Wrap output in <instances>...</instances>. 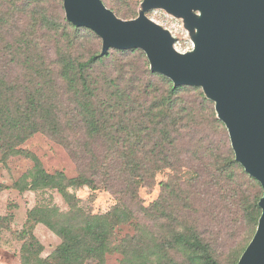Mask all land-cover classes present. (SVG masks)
Wrapping results in <instances>:
<instances>
[{
  "label": "trees",
  "instance_id": "obj_1",
  "mask_svg": "<svg viewBox=\"0 0 264 264\" xmlns=\"http://www.w3.org/2000/svg\"><path fill=\"white\" fill-rule=\"evenodd\" d=\"M100 1L123 21L145 9L143 0H124L128 11ZM36 134L65 150L75 177L46 172L22 149ZM0 154L34 163L14 187L56 191L68 208L28 211L20 264H106L113 254L117 264H219L215 248L248 231L232 246L228 263L237 264L261 216L263 189L237 162L202 88L152 71L139 48L103 53L93 31L66 19L63 0H0ZM163 172L159 196L144 206L139 189ZM82 187L110 192L114 205L93 214L70 191ZM37 224L60 241L46 257ZM124 225L136 232L118 239ZM155 238L163 242L152 248Z\"/></svg>",
  "mask_w": 264,
  "mask_h": 264
},
{
  "label": "water",
  "instance_id": "obj_2",
  "mask_svg": "<svg viewBox=\"0 0 264 264\" xmlns=\"http://www.w3.org/2000/svg\"><path fill=\"white\" fill-rule=\"evenodd\" d=\"M183 16L200 9L193 51L179 53L171 34L140 14L123 21L100 0H63L66 19L110 48L143 50L152 71L175 85L201 87L215 103L237 162L262 189L256 232L237 264H264V0H143Z\"/></svg>",
  "mask_w": 264,
  "mask_h": 264
},
{
  "label": "rangeland",
  "instance_id": "obj_3",
  "mask_svg": "<svg viewBox=\"0 0 264 264\" xmlns=\"http://www.w3.org/2000/svg\"><path fill=\"white\" fill-rule=\"evenodd\" d=\"M106 3L113 2L123 8V11L130 8L124 0H104ZM57 3L53 2V5ZM128 5V6H127ZM143 14L150 21L167 30L176 40V50L180 53L193 51L200 33V21L202 13L200 9H190L189 16L176 13L164 6L144 7L140 4L136 8V16ZM22 149L35 155L41 162L43 169L48 173L62 172L68 178L76 176V167L70 160L65 150L58 144L52 142L41 134H36L28 139ZM33 162L22 156L10 157L6 162L1 160L0 154V264H20V247L22 242L19 233L25 226L27 213L36 206H54L60 212L68 210L62 197L56 191H20L14 187L21 177L33 167ZM167 172L157 174L152 184L141 187L138 191L139 198L144 206L154 202L160 193V183L166 181ZM80 204L93 214L107 212L115 203L114 196L104 190L92 191L86 187L70 190ZM31 230L36 239L43 246L42 257L49 255L59 244V239L46 227L41 224L34 225ZM135 228L124 225L117 229V238L122 239L126 235L134 234ZM148 234L154 232L153 229L147 231ZM146 234V235H148ZM249 239V232L246 231L235 242L229 241L215 248L216 259L219 264H229L232 246L242 247ZM156 241L150 243L152 248L159 246L163 239L155 238ZM149 244V241L147 242ZM154 245V246H153ZM168 255L172 252L166 249ZM120 255L113 254L106 258V264H117ZM181 261L180 257H176ZM91 264V263H90Z\"/></svg>",
  "mask_w": 264,
  "mask_h": 264
}]
</instances>
